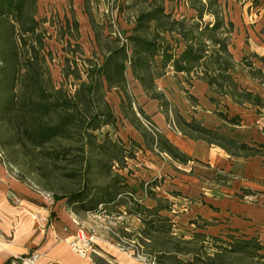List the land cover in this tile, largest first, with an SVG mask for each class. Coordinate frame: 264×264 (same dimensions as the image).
<instances>
[{
    "label": "trees",
    "instance_id": "trees-1",
    "mask_svg": "<svg viewBox=\"0 0 264 264\" xmlns=\"http://www.w3.org/2000/svg\"><path fill=\"white\" fill-rule=\"evenodd\" d=\"M184 3L193 13L175 17L165 10L162 1L150 0L135 15L124 42L113 39L100 61L82 59L81 68L73 57L75 49L68 51L71 44L67 41L62 47L65 52L61 65L63 80L56 87L43 53L44 35L35 18L36 0H0V130L3 124L10 130L0 132L1 161L4 163L2 154H6L8 140H13L15 146L42 150L44 156L54 158L66 156L67 147L76 139L82 156L88 157L94 145L90 141L95 137L94 132L101 125L114 122L104 92L112 88L125 91L127 67L147 94L162 70L170 68L176 74L195 73L209 87L228 94L238 104L263 106V99L257 93L241 87L233 78L238 65L245 68L248 64L242 63L245 56L234 61L228 49L233 23L226 19L220 2L185 0ZM205 15L208 20L203 22ZM254 56L264 64V57ZM68 84L74 86L73 91L67 88ZM177 120L178 126L199 134L193 137L195 140L214 143L234 153L258 152V148L228 137L220 138L229 145L213 141L208 137L212 134L209 128L180 115ZM142 134L148 148H155L180 163L189 159L155 127L142 130ZM56 143L59 148L43 151ZM100 146L110 154L111 162L122 166L127 151L121 141L105 140ZM119 183L122 182L119 180ZM133 194L131 190L110 185L94 193L81 189L55 198L66 197L76 212L134 214L140 221V226L133 230L134 240L144 247L155 264H264V245L257 238L212 236L209 243L205 241L207 235L200 231L184 238L174 234L171 219L159 213L163 207L144 206ZM127 204L131 206L125 211L122 208Z\"/></svg>",
    "mask_w": 264,
    "mask_h": 264
},
{
    "label": "rangeland",
    "instance_id": "rangeland-1",
    "mask_svg": "<svg viewBox=\"0 0 264 264\" xmlns=\"http://www.w3.org/2000/svg\"><path fill=\"white\" fill-rule=\"evenodd\" d=\"M149 1L36 0L35 18L39 21V29L44 35L43 53L53 84L58 87L63 80L61 65L65 52L62 47L67 41L71 44L68 51L75 49L73 57L80 68L82 59L100 61L109 45H112L113 39L118 38L119 43L124 42L125 37L130 34L135 15L145 9ZM157 1H162L165 10L175 17H188L193 13L186 7L185 0ZM222 2L223 0L221 6ZM222 10L224 14L223 7ZM207 20L208 16L205 15L203 22ZM179 47H182V43H179ZM242 61L248 65L245 66V71L237 68L241 65L234 69V80L241 87L262 92L264 66L248 56ZM125 74V91L112 88L104 92L114 122L101 125L94 132L95 137L90 138L94 145L85 159L76 139L67 147L66 156L54 158H47L42 154V150L30 146H15L13 140L6 143V154H2L4 165L10 176L24 186L25 193L31 195L46 211L45 217L41 219L42 226L54 222L66 232L70 229L72 234L82 229L93 235L92 245L99 253L109 250L125 252L136 259L137 263L155 264L152 257L144 252V247L134 240L133 230L137 229L136 226L140 222L134 214L76 212L73 205L68 204L66 197L55 198L56 195L66 196L81 189L94 193L100 188L116 185L124 191H133V197L144 206L153 204L151 207H163L159 213L171 219V228L176 235L189 238L193 231H200L207 235L205 241L209 243L212 242V236H221L224 239L227 236L258 239L257 227L250 226L247 229L220 219L215 222V219L205 221L198 216L195 218L197 204L210 203L211 194L218 198L226 195L225 187L230 185L232 178L200 164L198 165L201 168H197L196 164L195 170L180 164L185 170L176 168L178 174H165L162 164L166 163L168 155L155 148H148L142 134V130L150 131L155 127L163 135H168L174 140L178 137L182 139L180 134L184 135V139L198 136L196 131L183 125L178 126L177 116L180 115L187 121L193 120L212 130L208 137L213 141L229 145L227 140L220 137L227 139L241 130L233 125H239L241 118L239 114L233 115L234 112L227 106L226 97L229 95L209 87L197 78L195 73L176 74L170 68L162 70V74L156 78L154 88L147 94L133 78L128 67ZM248 77L254 78L255 81H250ZM67 88L73 91L74 86L68 84ZM244 103L246 105L240 104L239 107L252 108L248 106V102ZM1 126L0 132H10L7 129L9 126ZM105 140H119L123 143L127 152L124 153L126 157L122 166L108 159L110 154L104 152L100 146ZM55 146L59 148L56 143L54 146H47L43 151L51 152ZM193 174L196 176H192ZM119 180L122 183H119ZM124 194L128 196L127 193ZM233 195L244 203L256 206L264 204V197L260 194L234 192ZM130 206L127 204L122 209L128 211ZM157 240L160 243L162 238ZM262 240L259 241L264 245Z\"/></svg>",
    "mask_w": 264,
    "mask_h": 264
},
{
    "label": "crops",
    "instance_id": "crops-1",
    "mask_svg": "<svg viewBox=\"0 0 264 264\" xmlns=\"http://www.w3.org/2000/svg\"><path fill=\"white\" fill-rule=\"evenodd\" d=\"M218 1L221 3V0ZM222 7L226 19L233 23L228 49L234 61L238 62L243 56H248L264 66L254 56L264 57V0H223ZM237 68L245 71L243 66ZM249 80L255 81L251 77ZM255 93L264 102V88L262 92ZM226 101L230 111L234 112L233 115L239 114L241 118L239 125L233 124L241 130L229 137L258 148V152L255 154L239 151L234 153L201 139H184V135L180 134L183 138L178 137L174 140L166 135L168 140L189 159L186 163H180L171 160L168 156L166 163L162 164L164 169L162 171L174 176L178 174L175 171L176 168L185 170L180 164L193 170L196 169V164H200L232 178L230 185L225 187L226 195L218 198L211 194L208 206L197 204L198 207L194 211L195 218L198 216L205 221L215 219L213 220L215 222L220 219L228 224L233 223L235 226L240 225L247 229L250 226L257 227L258 239L264 240V204L256 206L244 203L233 195L234 192H244L260 194L264 197V105L257 106L249 103L248 106L252 108L243 109L229 96L226 97ZM197 168L201 167L198 165ZM24 189L16 178L10 176L0 159V264H11V258L32 251L41 253L36 264H143L137 263L136 259L125 252L109 250L106 253H99L92 244L85 255L76 253L69 245L76 232L72 234L70 229L66 232L54 222L42 226L41 219L45 217L46 211L34 201L31 195L25 193ZM16 197L18 200L15 199ZM151 206L147 207L151 208ZM139 226L140 222L136 227Z\"/></svg>",
    "mask_w": 264,
    "mask_h": 264
},
{
    "label": "built area",
    "instance_id": "built-area-1",
    "mask_svg": "<svg viewBox=\"0 0 264 264\" xmlns=\"http://www.w3.org/2000/svg\"><path fill=\"white\" fill-rule=\"evenodd\" d=\"M18 200V198H15ZM100 206V205H99ZM93 242V235L84 232L82 229L76 231L75 236L71 239L69 245L72 250L80 255H85ZM41 253L32 251L25 255H16L10 259L11 264H36L40 258Z\"/></svg>",
    "mask_w": 264,
    "mask_h": 264
}]
</instances>
